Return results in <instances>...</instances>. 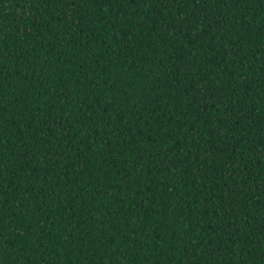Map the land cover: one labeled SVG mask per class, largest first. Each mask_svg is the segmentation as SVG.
Returning a JSON list of instances; mask_svg holds the SVG:
<instances>
[{"label":"trees","instance_id":"trees-1","mask_svg":"<svg viewBox=\"0 0 264 264\" xmlns=\"http://www.w3.org/2000/svg\"><path fill=\"white\" fill-rule=\"evenodd\" d=\"M0 264H264V0H0Z\"/></svg>","mask_w":264,"mask_h":264}]
</instances>
